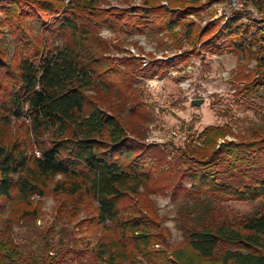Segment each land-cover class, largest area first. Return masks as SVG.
<instances>
[{
  "label": "trees",
  "instance_id": "16d2710c",
  "mask_svg": "<svg viewBox=\"0 0 264 264\" xmlns=\"http://www.w3.org/2000/svg\"><path fill=\"white\" fill-rule=\"evenodd\" d=\"M169 1L173 8L146 0L130 12L100 9L96 0H0V32L8 27L16 42L14 65L0 43V215L8 206L18 209L34 195L43 196L47 181L61 176L55 190L65 198L56 221L74 224L81 208L91 206L93 215L79 230L92 234L99 228L106 234L91 247L89 238L71 237L55 224L42 235L43 256H28L12 238H0V264H264V116L247 135H237L228 124L198 132V120L182 121L187 140L176 149L174 139L165 146L138 142V130L103 101L112 84L130 77L106 55L98 30L120 31L124 25L133 34L182 25L190 40L203 41L204 51L256 61L237 98L264 92V23H245V15L235 13L222 26L196 31L183 21L202 0H185L190 5L184 6ZM242 2L264 6V0ZM29 25L61 37L62 45L36 38ZM178 59L170 66L186 56ZM168 64L155 66L162 70ZM92 91L95 95L88 94ZM129 96L132 103L140 98ZM13 121L26 127L24 136L10 141L6 131ZM150 183L171 191L173 199L205 207L196 220L191 213L182 217L185 243L171 254L155 248L161 243L156 223L143 211L149 206L139 203L145 197L141 189ZM217 199L261 202V208L234 217L206 207ZM10 226L5 221V229Z\"/></svg>",
  "mask_w": 264,
  "mask_h": 264
},
{
  "label": "rangeland",
  "instance_id": "374dc122",
  "mask_svg": "<svg viewBox=\"0 0 264 264\" xmlns=\"http://www.w3.org/2000/svg\"><path fill=\"white\" fill-rule=\"evenodd\" d=\"M146 0H96L100 9H124L132 11L133 7L144 6ZM175 5H190L185 0H173ZM159 5L173 8L169 0H159ZM241 3V4H240ZM231 0H202L199 4L202 7L188 15L184 24H191L196 29H204L208 26L220 23V26L231 18L232 14L242 12L249 21L264 23V6L246 5L242 0H237L235 6ZM197 4H192L195 6ZM229 12V16L225 12ZM231 15V16H230ZM1 19V15H0ZM246 22V21H245ZM215 23V24H214ZM31 33L38 39H46L49 43L62 45L61 37L50 36L39 30V27L29 25ZM0 43L7 61L14 65V54L16 42L8 27L1 28ZM128 27L123 26L120 31H113L100 27L99 37L107 44V56L121 63L123 71L128 73L130 79L124 82L112 84L113 90L107 92L103 101L105 105H111L110 109L126 122L128 128H136L140 138L136 140L145 145L165 146L171 141L155 142L156 139H165L171 129L176 125L189 123L191 120H198L196 129L198 132L209 126L230 125L237 135H247L250 131L261 124L264 116V92L260 91L253 96L237 98L236 91L241 87L257 68L255 60H249L245 56L226 54L223 56L213 55L201 49V41L196 38H189L184 26H179L172 31L129 33ZM2 36V38H1ZM197 40V41H196ZM194 41V42H193ZM163 53V56H161ZM186 56L185 61L180 62L174 68L170 66L174 60L180 56ZM140 56V58H138ZM174 56V57H173ZM173 57V58H172ZM150 61L145 69L143 60ZM166 59V60H165ZM182 59V58H181ZM158 60L169 63L162 70H156ZM179 62V59L177 60ZM125 63V64H124ZM199 64V67L196 65ZM189 67V68H187ZM186 68V69H185ZM185 69L181 75L168 78L172 71ZM190 72V73H189ZM153 73H158L154 76ZM188 78L193 88L200 86L201 93L184 91L179 86V78ZM165 80L164 86L150 93L146 88L148 79ZM6 83V82H5ZM8 86V85H7ZM140 98L132 103L130 93ZM95 95V92H89ZM160 101H158V99ZM204 99L200 107H194V100ZM140 105H145L139 107ZM103 106V105H102ZM147 106V107H146ZM160 108L161 114L155 116L154 109ZM137 112V113H136ZM26 124L21 121H13L6 131L7 138H20L24 136ZM1 129V128H0ZM186 137L178 136L173 142L176 149L183 145ZM227 141H236L233 136H227ZM150 142H155L154 144ZM172 142V143H173ZM161 143V144H159ZM39 152H36L38 156ZM64 179L61 176L51 178L44 188V195H34L30 203L14 209L8 206L5 213L0 215V238H12L23 248L28 256H43L45 254V244L42 235L49 227H64L68 234L77 239L86 237L90 239L91 247H94L99 239L106 234L101 229H94L91 233L81 231L80 224L93 215L91 206H83L74 224H65L56 221L57 209L63 202V193H57L55 188ZM150 183L141 189L145 197L139 200L149 206L143 211L156 223V234L160 237L161 243L155 245L156 249H166L171 254L174 248L181 247L185 242L186 235L183 216L187 213L193 220H196L204 213V208L196 206V203L183 198L173 199L171 191L161 192L156 190ZM155 189V190H154ZM206 203L203 202V205ZM199 205H202L199 203ZM223 213H231L234 217L249 216L256 213L261 208V202L257 203H237L224 202L219 199L209 202L208 206ZM28 213V214H27ZM148 213H151L149 215ZM5 221L10 224L9 229H5ZM75 224L78 227H75ZM59 235V234H58ZM56 235V237L58 236ZM51 239V237L49 236ZM57 242V238H54ZM50 252L49 255H53ZM88 255L82 258L86 261ZM140 260L142 258L139 257ZM107 263V262H106ZM71 264V263H68ZM94 264V262L90 263ZM96 264H100L96 262ZM144 264H148L144 260Z\"/></svg>",
  "mask_w": 264,
  "mask_h": 264
},
{
  "label": "built area",
  "instance_id": "2783aa9c",
  "mask_svg": "<svg viewBox=\"0 0 264 264\" xmlns=\"http://www.w3.org/2000/svg\"><path fill=\"white\" fill-rule=\"evenodd\" d=\"M232 2H233V6H235V8H237V5H236V1L237 0H231ZM239 2H240V0H238ZM241 4V3H240ZM240 13H242V12H240ZM225 14L227 15V16H229V12H225ZM235 14V13H234ZM233 15V14H232ZM231 16V15H230ZM244 21H246L245 23H249L250 21L249 20H247L246 19V16L244 17ZM161 56H163V53H162V55ZM174 57V56H173ZM172 57V58H173ZM138 58H140V56L138 57ZM146 60H143V64H144V69L146 68V67H148L149 66V64L151 65V63H150V61H148V59L147 58H145ZM166 60V59H165ZM163 61V60H162ZM161 60H158V62H162ZM196 67H199V64L198 65H196ZM187 68H189V67H187ZM186 69V68H185ZM184 69V70H185ZM156 70H158V68H156ZM184 70L183 69H178V70H175V71H172L170 74H169V76H168V78H172V77H174V76H176V75H181L183 72H184ZM190 73V72H189ZM158 75V73H154V76H157ZM165 80H162V79H159V78H156V79H148V80H146V88H147V90L150 92V93H153L155 90H158V88L161 86V88H162V86H164V84H165ZM178 82H180L179 83V86L181 87V89L182 90H184V91H190V90H192V92H198V93H201V91H200V86H198V87H195V88H193V86H192V83L190 82V80L188 79V78H182V79H180L179 78V80H178ZM158 99V98H157ZM158 101H160V99H158ZM154 113H155V116H159L160 114H161V110H160V108H155L154 109ZM186 134H187V129L185 128V127H183V124L181 123L180 125H176V127L175 128H173V129H171V132H170V134L169 135H166L165 136V139L164 138H162V139H156V143L157 142H166V141H168V140H170V139H175L176 137H178V136H181V137H186ZM155 142H150V143H152V144H154ZM159 144H161V143H159ZM38 156H40L39 155V153H38Z\"/></svg>",
  "mask_w": 264,
  "mask_h": 264
},
{
  "label": "water",
  "instance_id": "95a60500",
  "mask_svg": "<svg viewBox=\"0 0 264 264\" xmlns=\"http://www.w3.org/2000/svg\"><path fill=\"white\" fill-rule=\"evenodd\" d=\"M203 103H204V99H199V100H194V101L192 102V105H193L194 107H200Z\"/></svg>",
  "mask_w": 264,
  "mask_h": 264
}]
</instances>
